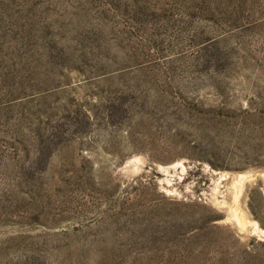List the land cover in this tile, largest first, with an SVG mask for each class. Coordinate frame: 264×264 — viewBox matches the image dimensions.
I'll list each match as a JSON object with an SVG mask.
<instances>
[{
  "label": "rangeland",
  "instance_id": "obj_1",
  "mask_svg": "<svg viewBox=\"0 0 264 264\" xmlns=\"http://www.w3.org/2000/svg\"><path fill=\"white\" fill-rule=\"evenodd\" d=\"M0 264H264V0H0Z\"/></svg>",
  "mask_w": 264,
  "mask_h": 264
},
{
  "label": "bare ground",
  "instance_id": "obj_2",
  "mask_svg": "<svg viewBox=\"0 0 264 264\" xmlns=\"http://www.w3.org/2000/svg\"><path fill=\"white\" fill-rule=\"evenodd\" d=\"M238 178V179H237ZM236 180L239 181V183H244V181L249 180V179H253V177L251 175H241V176H237L235 177ZM233 207V206H232ZM237 224L240 227H244V225L248 222V220H246V217L244 216L243 212L239 209V206H235L233 207V209L231 210Z\"/></svg>",
  "mask_w": 264,
  "mask_h": 264
},
{
  "label": "water",
  "instance_id": "obj_3",
  "mask_svg": "<svg viewBox=\"0 0 264 264\" xmlns=\"http://www.w3.org/2000/svg\"><path fill=\"white\" fill-rule=\"evenodd\" d=\"M253 176V175H252Z\"/></svg>",
  "mask_w": 264,
  "mask_h": 264
}]
</instances>
